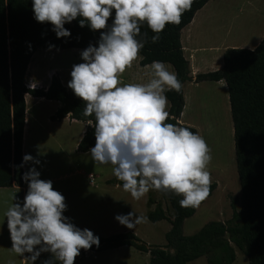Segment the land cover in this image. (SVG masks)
<instances>
[{"label":"clouds","instance_id":"clouds-1","mask_svg":"<svg viewBox=\"0 0 264 264\" xmlns=\"http://www.w3.org/2000/svg\"><path fill=\"white\" fill-rule=\"evenodd\" d=\"M194 0H32L34 19L50 23L57 37L71 36L65 27L79 18L80 27L100 31L98 46L81 51L68 87L85 104L84 116H94L96 143L89 149L95 164H111L123 190L140 200L150 190L182 196V208H198L211 193V148L198 132L168 122L169 91L181 92L182 83L165 62L153 60L145 66L146 82H124L121 77L138 59L146 40V24L160 40L167 25H180ZM114 10V19L113 17ZM112 19L111 25L109 20ZM146 36V34H144ZM54 47V45H50ZM40 160L25 154L23 163ZM23 165H21L22 167ZM28 188L23 202L15 196L5 210L12 241L11 250L33 264L41 253H51L43 264H75L81 250L99 247L100 238L91 229L79 228L64 215L66 197L41 179L35 166L24 172ZM115 219L129 229L147 222L135 210Z\"/></svg>","mask_w":264,"mask_h":264},{"label":"trees","instance_id":"trees-1","mask_svg":"<svg viewBox=\"0 0 264 264\" xmlns=\"http://www.w3.org/2000/svg\"><path fill=\"white\" fill-rule=\"evenodd\" d=\"M209 1L194 0L191 11L184 13L181 24L167 25L157 43L151 41L155 33L146 24L142 25L138 39L147 42L140 51L141 65L150 64L153 60L171 63L182 85L189 80H225L242 189L240 208L237 207L236 198L231 197L233 214L230 219L209 221L196 233L185 236L184 222L196 213L197 208L180 207L179 200L183 197L175 193H164L169 202L168 209L149 196L148 204H155V207L148 212V218L153 222L168 219L171 223L165 246L148 244L134 232L128 231L106 237L98 235L99 247L93 245L86 251L132 245L150 253V264H188L202 256L206 257L208 264H233L237 258L235 244L245 252L249 264H264V37L253 49H226L224 63L219 69L193 76L182 44V30ZM114 15L113 10V19ZM111 23L112 19L109 25ZM65 27L70 30L71 36L58 38L50 23H39L34 19L32 0H0V187L25 185L22 175L25 172L27 93L60 102L51 116L52 120L69 116L86 124L77 147L79 152H88L96 143L95 129L89 125V122L94 124V116L83 115L84 102L63 83L58 73L52 76L48 88L28 86V68L39 49H85L90 44L98 46L100 32L106 30L92 31L88 26L80 27L79 18L66 23ZM166 95L170 102L168 122L179 123L198 132L196 128L179 122L185 107L183 87L181 92L169 91ZM114 183L123 184L117 179ZM216 186V183H211L210 195ZM170 208L171 216L168 213ZM77 262L75 260V264Z\"/></svg>","mask_w":264,"mask_h":264},{"label":"rangeland","instance_id":"rangeland-1","mask_svg":"<svg viewBox=\"0 0 264 264\" xmlns=\"http://www.w3.org/2000/svg\"><path fill=\"white\" fill-rule=\"evenodd\" d=\"M232 2L234 4H231ZM217 3L220 5L219 11L216 8ZM207 7L209 10L212 9L209 23L213 28L218 25L217 19H219V42L222 40L220 38L226 33L227 28L231 26L235 27V31L241 30L237 37L239 36L238 38L243 40L244 38L253 37L250 30L255 31V28H258L259 25H263L264 28V0H210L199 11L203 13V10H207ZM217 13H219V16ZM251 26L254 27L251 28ZM50 50L49 48L39 49L37 52L40 55L35 56L34 54L31 62L36 63L37 60L44 59L42 74H45L48 68L59 67L62 74L64 76L68 75V78L71 79V67L74 64L83 62L81 54L75 55L69 51L68 53H56L58 50ZM29 78L31 79V73ZM29 86H32L31 83H29ZM198 93L205 95L202 92ZM205 93L208 94L209 92ZM211 93L219 101L221 110L219 109L212 115L209 110L217 104L216 100L212 98L204 99V101L197 100L196 103H199L198 108H200L199 125L201 135L206 139L212 150V161L208 165V169L211 172V178L215 179L212 180V183L218 181L219 186L212 199L206 203V200L201 203L196 213L185 220L183 226L185 236L196 233L209 221H227L230 219L233 214L231 197L236 198L237 207L240 208L242 189L237 169L234 133L232 132L234 126L232 113L227 108L225 95L215 91ZM40 107L43 109V114L48 113L51 109V105L47 103L41 104ZM218 114L219 116H216ZM195 128L197 129V127ZM57 130L58 132L64 131L63 133L72 131L74 135L69 139L64 138L61 146L54 145L55 142L48 135L43 136L42 143L39 142L37 148L36 144L29 140L27 142V154L39 159L40 164L34 165L32 161H29L26 165V171L35 166L41 172V179L53 181L54 189L60 191L66 197L68 207L64 215L70 217L72 223L79 228L91 229L95 235L106 237L115 233L131 231L148 244L165 246L167 244L166 233L171 227L169 220L153 222L148 218V211L151 210L149 208L151 205L148 204L149 196L153 198L156 196L158 202L162 201V205L167 203V206H169L164 192L150 190L147 193L148 198L146 196V198L142 197L140 200H135L130 193L124 190L118 191L112 187L110 194L113 197V202L120 204L122 208L124 206L131 207L137 214L145 215L148 218L147 222L138 224L134 229H129L121 225L115 219L116 215L113 213L110 216V224L103 228L97 227L92 219L94 216L93 206L91 207L89 203L95 187L87 175H94L96 184L102 180H109L114 186V180L117 178L113 175V166L111 164H95L89 151L79 152L77 150L75 137L81 131L80 125L74 124L71 126L68 123H63ZM27 188V183L25 187H0V264H33L31 259L28 258L31 255L30 253L20 256L12 252V241L4 214L7 207L14 202L13 198L15 196L19 198V202H23ZM169 211L172 213L171 208ZM233 245L237 252V258L233 264H249L245 252L235 244ZM50 258L51 253L43 252L35 261V264H43L45 260ZM76 260H78L76 264H150V253L140 251L132 245L102 251L82 249ZM56 264H59V262L57 261ZM188 264H208V262L206 257L202 256Z\"/></svg>","mask_w":264,"mask_h":264},{"label":"crops","instance_id":"crops-1","mask_svg":"<svg viewBox=\"0 0 264 264\" xmlns=\"http://www.w3.org/2000/svg\"><path fill=\"white\" fill-rule=\"evenodd\" d=\"M231 4H234L232 2ZM220 5L217 3L216 8L219 11ZM203 10L197 12L191 21L186 27L182 30V44L184 47L185 56L190 61L191 70L193 76H196L198 73L209 72L213 70L219 69L223 63V55L226 49L231 47H247V48H255L262 38L264 37V28L263 25H259L258 28H255V31L250 30L252 38H247L244 40L242 38H238L237 35L241 32V30H236L235 27L231 26L227 28L226 33L221 37L222 39L219 42V19H217V26H211L209 23V19L212 15V9ZM219 16V13H217ZM254 26H251V28ZM250 28V29H251ZM260 28V29H259ZM244 30V28H243ZM243 32V31H242ZM257 37V38H256ZM50 49V48H49ZM84 48H69V49H56L58 52L56 53H68L72 52L75 55L81 54V51ZM55 49H51L53 51ZM40 55V53H35V56ZM142 56L139 54L138 59L134 62L133 66L129 68L121 77L124 82H146L147 77L144 75L145 66L141 65ZM44 59L37 60L36 63L30 62L28 73H27V82L31 83V87L37 88H48L52 76L56 73L59 74L63 83L68 87V81L70 78L64 76L59 67L48 68L45 74H42V62ZM166 63V62H165ZM149 65V64H147ZM169 71L175 72L174 67L171 63H166ZM72 70V67H71ZM31 73V79L29 75ZM28 83V85H29ZM203 87V88H201ZM184 95H185V107L182 112V115L179 119L181 124H187L189 126L197 127L198 133L201 135V127L199 125V117H200V108H198L199 103L197 104V100H202L207 98L215 99L212 91L217 93L221 92L225 95L227 100V108L231 111L230 105V97L227 84L225 80L219 81H200L196 82L194 80L186 81L183 85ZM202 92L205 95L198 93ZM205 92H209L206 94ZM216 100V99H215ZM26 102H27V110H26V123L24 130V155L27 154V142L31 140L32 143H35L36 148L38 143L43 140L44 135H48L55 143L54 145H62V141L64 138L69 139L73 136L72 131H60L58 132V127L63 123H68L69 125H80L81 131L76 134L75 137V145L78 147V144L83 137L86 129V124L77 119H71L69 116L61 119V120H52L51 116L56 112L58 107L60 106V102L57 100L46 99L45 97H37L31 94H26ZM217 102V104H216ZM215 105L210 108V112L212 115L219 111V101L216 100ZM50 104L51 109L48 113L43 114V109L40 107L41 104ZM170 108V102L168 100L167 110ZM221 110V109H220ZM216 116H219L216 115ZM194 127V128H195ZM203 128V127H202ZM206 128V127H205ZM232 132L234 133V126L232 128ZM65 135V136H64ZM25 164V172L26 165ZM81 174V173H78ZM91 174H88L87 177L90 178L91 183L95 187L92 195L90 196L89 203L91 207L93 206V222L97 225L98 228H103L110 224V216L114 213L117 214H127L130 211H133L131 207L124 206V208L120 207L121 205L113 202V197L111 196L112 187L115 190H122L123 186L120 184H113L109 182V180H102L100 183L96 184L95 179L91 180ZM211 180H215L211 178ZM217 184L216 188L212 191V194L206 199L205 203L210 201L215 194L219 186V182L215 181ZM26 185V183H25ZM24 185V187H25ZM18 187V186H13ZM155 191V190H154ZM129 193V192H128ZM148 198L149 195H145L144 198ZM158 202L157 197H154ZM165 199V198H164ZM160 203H163L162 201ZM164 208L168 209L167 203L163 204ZM155 204L151 205L149 208L153 209ZM149 212V211H148ZM169 216L172 215L170 211H168ZM165 220V219H162ZM161 220L157 221L160 222ZM223 221V220H222ZM170 223V221H169ZM171 225V223H170ZM171 229V227H170ZM169 229V230H170ZM125 246V245H124Z\"/></svg>","mask_w":264,"mask_h":264},{"label":"built area","instance_id":"built-area-1","mask_svg":"<svg viewBox=\"0 0 264 264\" xmlns=\"http://www.w3.org/2000/svg\"><path fill=\"white\" fill-rule=\"evenodd\" d=\"M29 86V85H28ZM30 87V86H29ZM32 88V87H31ZM91 180H94V176H91Z\"/></svg>","mask_w":264,"mask_h":264},{"label":"bare ground","instance_id":"bare-ground-1","mask_svg":"<svg viewBox=\"0 0 264 264\" xmlns=\"http://www.w3.org/2000/svg\"><path fill=\"white\" fill-rule=\"evenodd\" d=\"M219 108H220V105H219Z\"/></svg>","mask_w":264,"mask_h":264}]
</instances>
